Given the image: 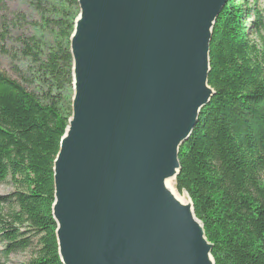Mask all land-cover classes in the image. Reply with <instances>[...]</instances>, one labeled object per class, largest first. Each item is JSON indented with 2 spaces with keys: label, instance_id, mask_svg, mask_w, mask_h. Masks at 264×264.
Segmentation results:
<instances>
[{
  "label": "water",
  "instance_id": "obj_1",
  "mask_svg": "<svg viewBox=\"0 0 264 264\" xmlns=\"http://www.w3.org/2000/svg\"><path fill=\"white\" fill-rule=\"evenodd\" d=\"M71 114L53 161L62 264H214L186 191L166 185L208 85L227 0H76ZM180 193V192H179Z\"/></svg>",
  "mask_w": 264,
  "mask_h": 264
},
{
  "label": "trees",
  "instance_id": "obj_2",
  "mask_svg": "<svg viewBox=\"0 0 264 264\" xmlns=\"http://www.w3.org/2000/svg\"><path fill=\"white\" fill-rule=\"evenodd\" d=\"M257 1L227 0L219 12L209 44L213 95L178 152L176 189L188 193L214 264H264V45L248 36L264 32ZM33 3L42 22L41 36L23 40L31 90L0 70V186L13 188L0 195V264L31 247L24 264H62L53 161L71 114L69 37L78 7L76 0Z\"/></svg>",
  "mask_w": 264,
  "mask_h": 264
},
{
  "label": "rangeland",
  "instance_id": "obj_3",
  "mask_svg": "<svg viewBox=\"0 0 264 264\" xmlns=\"http://www.w3.org/2000/svg\"><path fill=\"white\" fill-rule=\"evenodd\" d=\"M33 2L34 0H2L3 12L0 13V17L3 15L2 17H6L8 20L5 26L0 21V70L21 83L28 90H31L29 86L31 80L30 61L24 55L23 40L41 36L39 24L42 22L40 13L35 9ZM247 2L248 5H251V0H247ZM256 6L261 11L264 23V0H258ZM14 14L24 16V20L14 22ZM252 19L251 14L244 16L247 26H249L248 24L251 23ZM252 31H248L249 38L255 40L258 46L264 45V32H262L261 37H257ZM12 190L13 188L8 184L2 185L0 186V195H5ZM33 249L31 247L25 251L11 254L7 264H24L28 262L33 255Z\"/></svg>",
  "mask_w": 264,
  "mask_h": 264
},
{
  "label": "bare ground",
  "instance_id": "obj_4",
  "mask_svg": "<svg viewBox=\"0 0 264 264\" xmlns=\"http://www.w3.org/2000/svg\"><path fill=\"white\" fill-rule=\"evenodd\" d=\"M166 185L171 189V191L174 193V196L177 200H180L181 202H184V196L175 190L172 180H167Z\"/></svg>",
  "mask_w": 264,
  "mask_h": 264
}]
</instances>
